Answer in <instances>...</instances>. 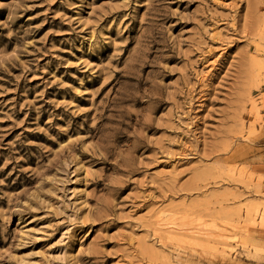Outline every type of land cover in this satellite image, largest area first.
<instances>
[{
	"label": "rangeland",
	"instance_id": "obj_1",
	"mask_svg": "<svg viewBox=\"0 0 264 264\" xmlns=\"http://www.w3.org/2000/svg\"><path fill=\"white\" fill-rule=\"evenodd\" d=\"M0 264H264V0H0Z\"/></svg>",
	"mask_w": 264,
	"mask_h": 264
}]
</instances>
